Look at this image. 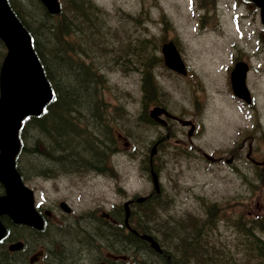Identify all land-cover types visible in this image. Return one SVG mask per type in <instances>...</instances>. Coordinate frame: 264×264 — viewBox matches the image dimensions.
Listing matches in <instances>:
<instances>
[{
    "label": "rangeland",
    "instance_id": "obj_1",
    "mask_svg": "<svg viewBox=\"0 0 264 264\" xmlns=\"http://www.w3.org/2000/svg\"><path fill=\"white\" fill-rule=\"evenodd\" d=\"M91 5H97L102 11L101 30L93 33L81 30L82 26L86 27L81 22L79 30L73 27L77 33L70 40L76 51L75 58L93 63L102 74L103 97L112 127L108 131L115 151L107 153L102 173L72 169L64 173L67 164L71 166L72 161H78L70 158L64 162L69 156L63 154L65 151L54 153L58 157L54 164L46 161L45 156L24 153L20 167L26 184L35 191L38 208L54 210L57 217L52 222L71 229L88 213L101 215L103 211L122 207L128 199L148 195L153 186L144 167L149 162L151 146L153 141L169 135L170 142L164 144L163 152L156 158L162 174L163 196L152 207L154 234L170 248L176 242L174 236L180 233L172 232L173 228L193 229L194 222L204 221L207 209L216 203L223 211L219 212V228L214 238L231 245L236 237L235 216L244 214L251 218L250 213H264V181H254V168L246 162L251 140L244 139L245 136L240 138L238 133L239 129L246 131L253 127L255 117L256 122L264 123V89L252 119V114L234 101L228 83L233 47L250 50L245 37L253 39L260 30L259 15L244 0H91ZM89 17L86 12L84 18L89 20ZM169 41L180 51L189 68L188 76H180L165 66L161 46ZM143 60L152 65L148 71L153 93L149 94V101H154L150 105L166 107L172 114L200 123L190 140L186 137L188 128L180 124H175L177 130L171 127L167 131L140 119L146 115L149 105L141 103L146 76V71L140 68ZM248 81L254 89L260 84L264 87V78L254 85L253 73ZM32 138V131L28 130L25 145L30 150ZM242 140L245 145L234 166L224 165L222 160L229 159ZM39 149L41 153L46 152L40 146ZM203 154L221 159L212 162ZM255 154L264 158V143L256 145ZM61 200H66L74 210L73 216L64 223L60 221L57 207ZM89 226L78 228L76 234L57 235L55 230L51 234L71 245L72 240L87 236ZM27 232L19 230L21 235ZM100 235L90 238L94 244H100ZM28 244L33 247L28 248L27 259L43 247L42 241L36 239H29ZM92 250L100 254L99 249ZM106 251L108 248L104 247L101 255L109 258ZM122 252L133 258V251L127 253L123 249ZM152 259L156 261L155 257Z\"/></svg>",
    "mask_w": 264,
    "mask_h": 264
},
{
    "label": "trees",
    "instance_id": "obj_2",
    "mask_svg": "<svg viewBox=\"0 0 264 264\" xmlns=\"http://www.w3.org/2000/svg\"><path fill=\"white\" fill-rule=\"evenodd\" d=\"M26 2L27 6L21 7L9 0L11 7L33 35L34 47L56 92V100L47 107L45 114L28 118L24 122L21 130L23 145L20 157L24 156V153L29 155L32 152V157L45 156L46 161L53 163L58 160L54 153L65 151L63 154L69 156L63 159L64 162L70 158H93L98 166L106 155L105 151L96 140L91 139L88 128L78 126L77 120L89 121V114L94 111L99 114L97 121L100 122L103 118L104 112L98 100L99 96H102L103 78L98 73V68L92 66L93 63H80L81 61L73 59L76 51L70 38L76 35L73 27L79 30L81 22L86 26H82L81 30H89L90 33L100 31V23L93 20L91 15L89 20L84 18L86 11L82 9L83 4L79 3L81 0L63 1L60 15L64 20L60 23L56 21L58 17L50 15L38 0ZM3 48L0 41V59ZM147 92H150L149 89ZM28 130L33 134L32 150L25 145ZM39 146L46 152L41 153ZM219 212V208L213 205L207 211L204 221L194 222L193 229L178 231L180 227L173 228L172 232L180 233L174 236L176 242L171 244L170 248L164 246V241H160L163 245V255H157L147 242L135 234L128 231L126 233L124 227L116 226L117 228H112L108 233H103L101 238L111 242L112 249L124 248L127 253L133 251V261L130 260L132 264H158L156 261L159 264H264V213L252 218L244 214L235 216L236 237L233 243L228 245L214 238L219 228ZM115 218L122 226L121 213L120 217ZM152 221H155V218L150 203L145 210L142 207L139 212L132 213L131 222L140 233L155 235ZM11 224L8 223L10 233L13 231ZM166 229L170 231V228ZM47 232L48 227L43 233H36L42 236ZM151 257H155L156 261L152 262ZM69 258L71 257L65 259L64 263L70 261ZM78 260L81 258L78 257ZM0 264H8L5 251L3 257H0ZM50 264H57L56 260L52 258Z\"/></svg>",
    "mask_w": 264,
    "mask_h": 264
},
{
    "label": "water",
    "instance_id": "obj_3",
    "mask_svg": "<svg viewBox=\"0 0 264 264\" xmlns=\"http://www.w3.org/2000/svg\"><path fill=\"white\" fill-rule=\"evenodd\" d=\"M42 1L50 12L59 11L57 0ZM252 1L261 8L264 23V0ZM0 38L8 49L0 69V183L5 188V194L0 196V217L8 215L17 223L41 229L43 220L35 209L33 191L24 185L16 168V157L21 147L19 129L22 120L30 115L42 114L53 95L42 66L32 49L31 37L12 12L7 0H0ZM163 54L170 68L185 73L184 64L173 43L164 44ZM245 77L246 68L237 65L231 74L235 92L241 94L240 91L246 90ZM159 112L157 109L152 115L155 116ZM152 175L157 190V175L154 172ZM138 200L143 201L144 198ZM128 205L125 204L127 213L125 223L130 227ZM63 207L66 209L65 205ZM5 233L6 228L0 219V239ZM141 238L150 242L156 251H162L159 243L150 235L144 234ZM20 247L21 244L12 245L10 249Z\"/></svg>",
    "mask_w": 264,
    "mask_h": 264
},
{
    "label": "flooded vegetation",
    "instance_id": "obj_4",
    "mask_svg": "<svg viewBox=\"0 0 264 264\" xmlns=\"http://www.w3.org/2000/svg\"><path fill=\"white\" fill-rule=\"evenodd\" d=\"M244 139H250L251 140L248 143L247 158H251V160H252L253 159L252 158L253 146L254 145H258L259 143L261 144V142L264 141V138L261 137V136H258L256 134L251 133V134H246ZM253 142H254V144H253ZM157 143L160 144L159 141ZM243 145H245V141L244 140H242V147H243ZM232 157L236 158V157H238V155L235 152H233L232 153ZM74 163L78 164L80 162L76 161ZM70 165H72V164H70ZM262 174H264V168L262 170ZM63 201L67 202L66 200H61V201L58 202V206H60L59 204L61 202H63ZM58 214L60 216L61 223L64 222V220H66V218H69V217L73 216L72 214L65 213L63 210H61V208L59 209V213ZM68 215H70V216H68ZM51 217L55 218V217H57V214L53 215L51 213ZM79 241H80L79 239L72 240L71 245L73 246L72 249H75L77 251V253L79 254V258L82 259L83 256H84L85 250L83 249V247H80V242L81 241L80 242ZM65 243H67V241H65ZM73 243L76 244V245L77 244H79V245L75 246ZM67 248H68L67 246H62L61 247V253H59V255H56L54 257V259L56 260L57 264H75V261L73 259H70V258H69L70 261H67L66 263H64L65 259H67L69 257V254L71 252L70 249H67ZM2 250H3V248L0 246V252ZM27 252H28L27 249H25L24 251L20 250V251L14 252L13 254L9 253L8 256H7L9 264H41V260L40 259L37 262H35V263L32 261V257L27 259V256H28ZM80 254H82V255L80 256ZM33 259L35 260V259H37V257H33ZM112 259H115V260H112ZM106 263L107 264H123L122 260L121 259H116V257H109V258L106 257V258H104V259L99 261V264H106Z\"/></svg>",
    "mask_w": 264,
    "mask_h": 264
},
{
    "label": "bare ground",
    "instance_id": "obj_5",
    "mask_svg": "<svg viewBox=\"0 0 264 264\" xmlns=\"http://www.w3.org/2000/svg\"><path fill=\"white\" fill-rule=\"evenodd\" d=\"M30 249V248H29ZM73 256V255H72Z\"/></svg>",
    "mask_w": 264,
    "mask_h": 264
}]
</instances>
